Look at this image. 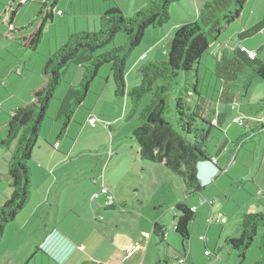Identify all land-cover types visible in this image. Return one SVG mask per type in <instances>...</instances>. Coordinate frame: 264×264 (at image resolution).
<instances>
[{
  "label": "rangeland",
  "instance_id": "374dc122",
  "mask_svg": "<svg viewBox=\"0 0 264 264\" xmlns=\"http://www.w3.org/2000/svg\"><path fill=\"white\" fill-rule=\"evenodd\" d=\"M70 1L71 0H64V2H66L64 3L66 10L62 9V11L67 13L66 18L70 22L72 35L75 30H77V32L82 31L81 28H79V24H82L84 19L81 17H74L73 13L68 10V4ZM80 1L82 0H75L77 8L79 9ZM83 1L85 2L86 0ZM90 1L93 2V0ZM85 5L87 6L86 2ZM100 5L103 6L102 3L96 4L97 9L100 8ZM104 6H107V4H104ZM177 6H182L183 10L188 12V8L184 3L177 4ZM79 9L78 13H80ZM245 10L246 9H244V11ZM21 11L22 10L19 11V14ZM125 11L126 13H129L128 10ZM173 12L174 11L171 9V17ZM126 13L124 12L125 15ZM130 13H132L131 15L134 14L132 11H130ZM242 16L244 15L242 14ZM195 17L197 18V16ZM251 17H253V15L247 10L244 19L241 17L240 20L230 25L222 33L219 38L220 46L217 53L215 55L207 53L203 56L198 72L199 83L196 87H198L199 91L206 99H217L222 89L221 81L217 76L218 53L222 50H225L226 52L232 51V48L238 43V33L245 29L244 27L248 25L247 23ZM175 18L176 12H174L173 20H175ZM41 23L42 15L38 16L37 14L35 18L26 19L24 27L22 26L21 28L26 29L28 25H32L29 27L30 31H35L37 29L36 26ZM90 23L92 26V19ZM256 24H253V26ZM62 25L63 24L54 26L52 22L46 25L43 41L31 63V66L35 69L40 71L38 60H42L44 62L42 67H45L48 57L47 55L50 52L49 49L55 43L56 39L61 40L63 34L64 38L66 37L68 26ZM6 26L8 32L9 27L8 25ZM17 30L19 31L20 29ZM157 30H161V28ZM120 36L125 38L124 33H121ZM147 44V41L143 39L142 44L135 50L128 61L135 60L137 54L148 47ZM114 47L116 46L113 43L101 50L100 53L109 52ZM166 47H168V44H166ZM21 51L23 53L18 56L20 59H23L22 55L27 54V52L33 53L26 47H23ZM261 58L264 59V56ZM167 60L168 56H162L158 58L157 62H164ZM146 63H148V61L142 64ZM138 68L131 76H129V78L127 76L130 89L140 84L139 79L141 75L138 72ZM12 72L13 74H16L15 70ZM251 72L252 70L247 67L245 73L240 77V82L234 84L232 88L231 92L237 97V102L235 103L236 106L230 105L223 107L229 109L227 113L230 115H242L243 117H248L247 115L251 112L257 113L259 105L262 106V109H259L260 112L264 111V82L261 79H255L247 83ZM35 73L39 72L36 71ZM73 75L74 74L72 73L71 76H67V73H64V76L62 77L63 82L58 88L55 98L53 99L54 101L49 108L48 116L44 121L39 138V144L44 148V141H46V138L50 135L52 125L56 122L61 130L63 129L66 116L64 118V115L62 116L61 114L58 121L56 118L67 89L73 85ZM181 78L180 89L185 87L188 83L184 74H182ZM95 81L93 82V85L95 86V90L93 91L94 94L91 95L90 100L93 101L94 97L96 98V103L98 102V105L94 106V109L92 110L93 114H95L100 121L97 124V128H91V126L87 125V129H85L79 137L81 138V142L77 152L68 154L67 158L64 154L59 155L60 162H56V164L51 167V171L50 169L47 170V176L42 175L41 172L43 165L39 166V163L41 162H37L35 157L29 162L28 166L32 172L31 197L29 203L15 220L16 222L14 221L15 223H11L5 229L3 240L0 243V264H56L54 260L51 261L50 258L42 252H39L38 255L35 254L37 248L35 245L43 240L46 233V227L53 229L58 224L61 225L62 231L67 232L71 239L76 242L75 247L72 249V260L66 261L65 264H84L85 262L90 261L83 259L85 252L78 247L81 240L88 241V248L97 249L93 253L104 256L107 255V246L109 245L107 241L108 239L110 241L113 229L115 230L119 227L123 231H126L130 229L132 230L139 225L144 230L148 229L152 236L150 239H153L149 249V256H151L148 258L149 263L178 264L174 259L186 250L188 253V259L191 261L189 256L190 241H185L184 250V240L180 235L176 234L173 226L176 224V217L179 216L176 206L179 204H186L188 199L192 197V192L186 187L184 179L181 177L169 173L167 169H164L160 165H157L155 168L146 167V165H144L146 163L141 161V150L137 149L139 148V145L134 138V131L139 128L140 122L137 117L125 119L127 113L130 112L131 106L130 101L127 98H113L114 80L111 65L103 66ZM193 83L195 85L194 78ZM243 83H245V86H242ZM96 84H99V86L97 87ZM99 88L104 89L101 98L100 95H95ZM189 88L192 91L195 89L191 86H189ZM75 89L81 90V88L78 87V83L76 84ZM178 92L179 89L173 92L169 99L168 117L173 123H175V118H177L175 98L178 95ZM149 101V97L144 98L142 107L146 106ZM235 107L237 110H235ZM77 111L73 114V121L75 120L74 118ZM123 112V117L119 118ZM103 120L108 122L115 120L118 121L110 122L113 124V129L109 131V129L103 125V122L106 123ZM229 120L230 119H228V121ZM73 121L71 123H73ZM77 123L83 128L84 123L79 121ZM69 126L70 125H68V128ZM230 127H233L231 131L232 133H234L235 130L237 133L240 131L241 134L238 138L249 133L247 127L233 124L232 121L226 126L225 131L228 132ZM220 135L221 134L212 137L209 141L208 150L213 155L219 152L222 143H226L225 137ZM77 141L78 140L74 138V143ZM243 141L248 142V145L250 146H252L254 141L256 146L258 143H261L260 150H258L257 147L256 150L252 151L247 149L248 151H244L241 158L236 161L243 171V174H248L249 178H253L257 175L260 164L263 160L264 134L261 132L256 134L250 133V136L245 137ZM230 145L235 147V144L233 143H230ZM15 146L16 142H14L9 148L0 149V173L8 172L7 161L11 158ZM36 152L38 153L39 151L37 150ZM238 152L239 151L232 154L231 161L227 162L229 165L232 164V161ZM247 152L248 157L242 162L244 155H246ZM252 154H255L254 163L252 162ZM143 169H147L149 172L151 171L152 174L146 173V170L143 172ZM244 178L246 179L247 177ZM245 181H247V179ZM259 181L261 183L264 182L263 175L259 176ZM103 183L111 189L115 197L114 209L106 208L105 197L93 200V196L100 193ZM239 187V192L234 194V196L228 192L229 190L226 187H224L223 195L213 200L214 211L216 214L212 213L211 217H221L219 223L213 222V224H210L207 222L206 230L202 235L197 232L199 229V222L191 227V238L195 241V245L200 242L198 243L200 247L208 244L207 229L214 227L215 229L218 228L220 230V238L219 236H214L217 240L216 244L211 247V251L208 250L210 255H205L203 264H230L228 261V251L222 250L224 239L231 235H235L232 229L234 230L236 228L238 219L247 214L264 212V208H262L259 203L261 197H259L256 191L253 190L252 183L241 181ZM0 189L10 190L8 189V185L1 182ZM202 199L204 200V198ZM199 201L200 198H198V203ZM0 203L3 205L2 203L4 202ZM153 206L156 207V211L150 209ZM256 206H258V210L255 208ZM152 220L164 226L168 235L174 233L175 236L171 237V241L173 238L178 237L180 242L178 248L172 246L171 242L168 240L165 239L162 241L159 238L160 236L157 237L152 234L155 224V222H151ZM24 223H26L24 226H19ZM102 234H104V239H102ZM239 235L240 233L238 232L237 237H239ZM219 252L220 254H218ZM213 253L218 255L214 256ZM232 253L236 256V260H234L232 264H253L261 258L260 235L256 238L255 242L249 249L246 260H242L239 257L238 252L234 251ZM197 254L202 258L203 251L202 256L199 250Z\"/></svg>",
  "mask_w": 264,
  "mask_h": 264
},
{
  "label": "trees",
  "instance_id": "16d2710c",
  "mask_svg": "<svg viewBox=\"0 0 264 264\" xmlns=\"http://www.w3.org/2000/svg\"><path fill=\"white\" fill-rule=\"evenodd\" d=\"M58 1L54 0L49 10L47 2L42 5V11L46 10L45 17H42V24L31 35L27 45L34 53L38 51L43 41L46 25L53 23ZM248 1H208L201 9L196 22L182 25L176 30L170 43L167 61H150L140 65L138 68L141 75L140 84L131 89L128 88L127 80L128 60L142 44L146 32L168 25L173 6L185 3V0H149L146 6L133 15H125L119 7H112L100 15L98 31L74 33L69 36L67 43L55 53L48 55L41 73L40 86L31 93L29 103L10 114L6 124V138L0 142V149L9 148L16 142L11 158L7 161L8 172L6 175H0V182L8 185L11 191L10 196L0 195L4 199L3 205L0 203V243L6 227L17 219L29 203L32 174L28 164L37 148L50 105L63 82V72L84 53L91 55L92 60L79 85L80 93L66 115L62 132L67 131L76 109L83 106L100 69L105 65H111L115 97L127 98L131 106L126 118L137 117L140 122L139 128L134 131V138L142 151V159L164 164L171 174L184 179L193 195L200 192L203 188L197 176L198 165L202 162H214L215 158L219 157L220 150L224 151L226 144L229 143H224L215 155L208 150L210 139L222 133V127L229 117V114L219 110V106L233 105L235 96L231 94V88L240 82V77L247 67L252 70L247 83L255 79L264 82L262 55L258 56L257 50L243 46L244 40L253 38L264 30L263 18L257 25L238 34L241 47L236 48L231 57L221 54L217 59V76L222 84L219 97L208 100L196 87L199 83L198 72L203 56L207 53L212 55L217 49L220 36L225 29L240 20ZM15 14V12L12 14V18ZM29 27L19 31L15 29L9 33L26 32L30 30ZM121 33L125 34V42L116 45L117 37ZM113 43L116 47L111 51L100 53ZM249 52L255 53L253 59L250 58ZM182 74L188 83L180 89ZM189 86L194 87V91ZM177 89H179L175 98L177 118L173 123L168 117L169 99ZM146 97H149L150 101L142 107L143 99ZM242 121L241 127H248L250 121L245 118H242ZM261 126L263 128L264 123ZM247 136L249 137L250 133L240 137V141ZM106 208L114 209L115 206L113 204ZM176 210L179 216L176 217L175 231L184 241H190L192 237L190 226L195 222L197 214L185 204L177 205ZM237 229L239 237L227 239L225 246L238 252L242 260H246L249 249L260 235L261 258L253 264H264V212L243 216ZM166 232L159 224L154 225V235L160 236L162 241ZM178 263L182 264L180 261Z\"/></svg>",
  "mask_w": 264,
  "mask_h": 264
},
{
  "label": "crops",
  "instance_id": "0c3cea01",
  "mask_svg": "<svg viewBox=\"0 0 264 264\" xmlns=\"http://www.w3.org/2000/svg\"><path fill=\"white\" fill-rule=\"evenodd\" d=\"M53 1L54 0H51V2L48 0H30L26 3H21V0H0V142L1 140L6 138L7 135L6 124L9 121L10 114H12L19 107L29 103L31 93L40 86L42 82L41 72L43 71L44 68L42 67L44 65V62L42 60H38L39 61L38 66L40 68V71L38 69H35L33 66H31V63L34 59V55H36L34 52L33 53L27 52V54L25 55L23 54L22 55L23 59L18 58V56L21 53H23L21 51L23 47L27 48V45L29 43V38L31 37V35L34 34V32L40 27L42 23L36 26L37 29L35 31L28 30L26 32L25 31L15 32L14 34H12L9 33V29L7 32L6 30L7 24L5 23V21L9 17L10 21H12V24L16 30L25 29V28H21L22 26L24 27L25 20L30 18H35L37 14L38 16L39 14L40 15L42 14V17H44L46 14L45 13L46 10L45 12H43L44 10L42 11V5L47 2L48 4L47 10H49ZM208 1L211 0H191V1L185 0L184 5L187 6L188 12L183 10L182 6H177L176 4V6L174 5L175 7L173 6L174 8H172V10L176 12V18L175 20H173L174 19V12H173L171 17L172 19L168 24L169 26L166 25L165 27L161 28V30H157V29L148 30L144 37V40H146L148 43L147 44L148 47H146L144 51L137 54L135 60L128 61L127 63L128 78L137 70V68L142 63H145L147 61L148 62L157 61L158 58L162 56H167L170 48L171 39L173 38V34H175L176 30L180 26L196 22L198 20V16L201 9ZM85 2L87 3V6L85 5ZM85 2L83 0L80 1L79 4L80 9H79L77 8V4L75 0H71L70 3L68 4V10H70L73 13L74 17H81L84 19L83 23L81 22L82 24H79V28H81L82 30L81 32H92V31L95 32L100 29V15L108 11L110 8L117 6L121 8L125 13H126L125 10H128L129 13H126V15H131L132 13H130V11L136 13L138 10L146 6L149 0H93V2H91L90 0H86ZM64 3H66L64 2V0L58 1L57 3L58 9L55 11L52 24L54 26H58L60 24H63L62 26L64 25L68 26V29L66 31L67 35L64 38V34H63L61 40L56 39L55 43L49 49L50 52L48 53V55L53 54V52L55 53L61 47L62 44L64 45L66 43L67 39L71 35L70 22L66 18L67 13L65 11H62V9L66 10ZM98 3H102L103 6L104 4H107V6L103 7L100 5V8L97 9L96 4ZM246 6H247L245 8L246 10L243 11L244 16L241 17H243L244 19L246 11L247 10L250 11L251 15H253L254 18L251 17V19L247 23L248 25L244 27L245 29H250L252 28L253 24H256L257 22L259 23L264 18V0H249ZM10 7H13L12 9L14 10L13 11L12 9L9 10ZM78 9L80 10V13H78ZM20 10L22 11L19 14ZM14 12L16 14L12 18V14ZM60 12H63V14L60 15L59 14ZM195 16H197V18ZM58 17H64V18H58ZM91 19L93 21L92 26L90 23ZM29 26L30 25H28V27ZM74 33H79V32L75 30ZM237 39H238V35H237ZM124 42H125V38L119 35L116 40V45H121ZM166 44H168V47H166ZM219 46L220 45L218 44L217 49L212 54L215 55L217 53ZM243 46H246L254 51L257 50L258 56L260 55L264 56V30L255 37L244 40ZM239 47H241V43H239L238 40L237 45L234 48H232V51L226 52L225 50H222L221 52L218 53L217 59L221 54L227 57H231L234 53V50ZM91 60H92V56L84 53L74 63L69 65V67L63 72V76L64 73H67V76L68 75L71 76L72 73L74 74L73 85L67 89L66 94L62 100L56 118L57 121L60 119L61 114L62 116L64 115L65 118L73 102L77 99L80 92L79 90L75 89L76 84L78 83V87H79L81 81L83 80V78L87 73V69H88L87 67ZM13 70H15L16 74H13L12 72ZM36 71L39 73H35ZM140 80L141 77L139 81ZM96 85L97 87L99 86V84ZM242 86H245V83H243ZM94 87L95 86L92 84L90 88V92L87 94L84 100L83 106L81 108H78L77 109L78 111L76 110L77 112L74 118L75 120L74 121L72 120L73 123L69 124L70 126L69 128H67V131L65 133L62 132L60 126L55 122V124L52 125L50 135L46 138V141H44L45 148L40 146L38 142L39 148L37 145V148L34 150L32 154V159L35 157L37 162L39 161L42 163V164L39 163V166L43 165L41 172L42 175L47 176V170L50 169L51 171V167L60 160L59 155L64 154V156L67 158L68 154H73L74 152H77V149L79 148V144L81 142V138L79 137L81 136V133L85 131V129H87L88 126H90L88 124V120L92 117L98 118L92 112L94 106L98 105L97 104L98 102L96 103V98L94 97H93V101L90 100L91 95L94 94L93 93V91L95 90ZM100 88L97 91V93H95V95L98 94L100 95L101 98L103 96L104 89H100ZM128 88L130 89V85H128ZM231 94L234 93L231 92ZM113 95H114L113 96L114 99H119L115 97L114 86H113ZM234 96L235 99L233 105H235V103L237 102L236 100L237 97L235 94ZM227 100H229V98H227ZM224 106H230V105H220L219 110L222 113L229 114L227 113L229 109L223 108ZM261 107L262 106L259 105L257 109V113L251 112L249 115H247L248 117H243L242 115L235 116L229 114L228 119L230 120L229 121L227 120V123H225L224 126L222 127V133H220L221 134L220 136H224L226 142L229 143L226 144L224 151L220 150L222 145H224L223 143L221 144V147L219 149L221 153L219 157L215 158L214 162H202L198 165L197 176L199 183L203 189L200 190V192H198L195 195H193L192 192L191 193L192 197L188 199L186 204L184 203L185 205L189 206L192 210H195L197 214L195 218V222L190 226V232H191V227L197 222H199V229L197 232L198 234L202 235L206 230L208 219L212 218L211 217L212 213L216 214V212L214 211L213 200L223 195L224 187H226L229 190L228 192H230V194H232L233 196L234 194H237L240 189L239 185L241 181H244L245 183H252L253 190L256 191L259 197H261L259 199V203L261 204L262 208H264V182L261 183L259 181V176L260 175L264 176V154L257 175L253 178L251 177L249 178L248 174L247 175L243 174V171L241 170L239 164L236 162L239 158H241L244 151H248L247 149H250L252 151V150H256L257 147L258 150H260L261 143H258V145L256 146L254 141V143H252V146H250L248 145V142H244L243 140L240 141V137L243 136L242 135L238 138V136L241 134L240 131L239 133H237L235 130V132L232 133L231 131L233 127H230L228 132L225 131L226 126L229 125L231 121L233 122L234 119L245 118L250 121L247 127L249 133L256 134L261 132L262 134H264V127L261 128L262 123H264V111L260 112L259 109H262ZM235 110H237L236 107ZM123 114L124 112L119 118H122ZM76 121L84 123L83 128H81ZM103 121L106 122V123L103 122V125L105 127L108 126L109 131H111L113 129L112 126L113 124L110 122H117L118 120L110 121V122L106 120ZM233 124L235 123L233 122ZM74 138L78 140L75 143H74ZM230 143L235 144L234 145L235 147L230 145ZM137 149H140V147ZM37 150L39 151L38 153L36 152ZM237 151H239L238 154L235 155L232 164L229 165L227 162L231 161L232 154L236 153ZM254 156L255 154H252L253 163H254ZM247 157H248V152L246 153V155H244V159L242 162H244V160H246ZM141 161L143 163H146L144 164L146 165V167L148 166L155 168L157 165H160L164 169H167L164 166V164L152 163L143 160L142 157H141ZM145 170L146 173L152 174V172L151 171L149 172V170L147 169H143V172ZM6 174L7 173H0V175H6ZM244 177H247L246 178L247 181H245L246 179ZM184 184H186L185 181ZM1 191H0L1 192L0 195L3 194L5 196H10L11 193L10 190H1ZM198 198H200L199 201L200 204L198 203ZM202 198H204V200ZM2 200L4 199L0 196V202H2ZM255 208L257 210L259 209L258 206H256ZM150 209L152 211H156L155 206L151 207ZM240 219H238L236 228L234 230L232 229V231H234L236 236L231 235L227 237L226 239H224L222 245V250L228 251V261L230 264H232V262L236 260V256L234 253H232L234 252L232 249L225 246V242L229 238H234V236L237 237L238 235L237 225ZM151 222L152 223L155 222V224H159L154 220H152ZM25 224L26 223L20 224L19 226L22 227ZM162 227L164 228V226ZM173 228L175 230V225L173 226ZM45 230L46 233L44 235L43 240L38 244L36 243L35 245L37 247L35 254L38 255L39 252H42L45 255H47L51 261L54 260L56 264H65L66 261L72 260V249L75 247L76 242H74L71 239L70 235L67 232L62 231L61 225L59 224L53 229H49L48 227H46ZM207 233H208V244H205V246L203 245L200 247L198 244L200 242H198L195 245V241L192 240L191 238L190 253H189L191 261H189L188 259L187 250L184 251V253L183 252L181 253L182 256L181 255L177 256L174 259V261L177 263L178 261H182L183 262L182 264H203L205 260L206 252L208 250L211 251L210 250L211 247H213L216 244L217 240L216 238H214V236H219L220 238V230L218 228L215 229L214 227H211L210 229H207ZM152 234H154V230ZM172 236H175L174 233L168 235V233L166 232L165 239L171 242L172 246L178 248V245H180L179 239L178 237L177 238L175 237L171 241ZM103 237L104 234H102V239H104ZM110 238H111L110 241L109 239L107 241L109 243V245L107 246L108 249L107 255L104 256L93 253L97 249L88 248L87 247L88 241L81 240L78 247L84 250L85 252L83 259L90 260L88 262H94L98 264H151L152 263V262L151 263L148 262V258L151 257L149 256L150 253L149 249L151 247V243L153 242V239L152 240L150 239L152 238V236L149 233L148 229L144 230L139 225L137 227H134L132 230L130 229L123 231L122 229L117 227L115 230L113 229ZM183 246L185 250V241H183ZM198 250L201 253V256L203 251L202 258L198 256L197 254ZM218 254H220V252ZM218 254L213 253L214 256H217Z\"/></svg>",
  "mask_w": 264,
  "mask_h": 264
},
{
  "label": "built area",
  "instance_id": "2783aa9c",
  "mask_svg": "<svg viewBox=\"0 0 264 264\" xmlns=\"http://www.w3.org/2000/svg\"><path fill=\"white\" fill-rule=\"evenodd\" d=\"M26 2H28V1H27V0H21V3H26ZM12 8H13V7H10L9 10L12 9ZM13 10H14V9H12V11H13ZM59 14L62 15V12H60ZM5 23H6V24L8 25V27H9V28H8V29H9V32L15 30V27H14L13 24L11 23L9 17L6 19ZM249 55H250V58H252V59L255 57V53H254V52H249ZM98 122H99V120H98V118H96V117H92V118H90V119L88 120V124L91 126V128H96ZM233 122H234L235 124H239V125H242V124H243L242 118H236V119H234ZM107 128H109V127L107 126ZM57 146H58V145H57ZM102 197H105V199H106V205H107V206H111V205L114 204L115 197H114V195H113L111 189H110L109 187H107L106 185H104V183L102 184V187H101V189H100V193L95 194V195L93 196V200H98V199H100V198H102ZM193 211H195V210H193ZM220 221H221V217H218V218H213V217H212V218L208 219V222H209L210 224H213V222L219 223ZM206 255L209 256L210 253H209V252H206ZM180 262L183 263L182 261H180Z\"/></svg>",
  "mask_w": 264,
  "mask_h": 264
},
{
  "label": "water",
  "instance_id": "95a60500",
  "mask_svg": "<svg viewBox=\"0 0 264 264\" xmlns=\"http://www.w3.org/2000/svg\"><path fill=\"white\" fill-rule=\"evenodd\" d=\"M141 155H142V151H141Z\"/></svg>",
  "mask_w": 264,
  "mask_h": 264
}]
</instances>
